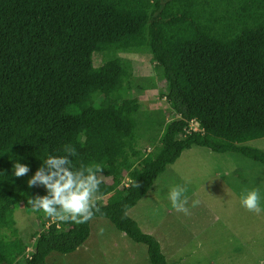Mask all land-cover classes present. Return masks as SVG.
Instances as JSON below:
<instances>
[{
  "label": "trees",
  "instance_id": "trees-1",
  "mask_svg": "<svg viewBox=\"0 0 264 264\" xmlns=\"http://www.w3.org/2000/svg\"><path fill=\"white\" fill-rule=\"evenodd\" d=\"M140 49L150 52L160 94L177 116L153 150L139 147L142 102L134 93L152 87L135 84L119 55ZM96 53L104 57L98 66ZM194 119L203 131L187 133ZM262 137L264 0H0V264H46L54 251L74 252L96 217L147 245L152 264H169L128 211L193 146L264 166V149L247 144ZM68 145L74 169L100 164V178H112L101 179L98 195L107 201L82 224L45 216L27 253L15 212L34 211L28 200L47 190L28 180ZM17 161L27 175H14Z\"/></svg>",
  "mask_w": 264,
  "mask_h": 264
},
{
  "label": "rangeland",
  "instance_id": "rangeland-1",
  "mask_svg": "<svg viewBox=\"0 0 264 264\" xmlns=\"http://www.w3.org/2000/svg\"><path fill=\"white\" fill-rule=\"evenodd\" d=\"M130 62L135 84L146 85L139 95L142 107L136 114L139 147L153 150L164 125L177 117L161 96L162 77L150 52L140 49L120 52ZM95 64L103 62L95 54ZM155 139V141H153ZM153 142H155L153 144ZM247 144L264 149V137ZM105 182L111 177L101 175ZM128 178H125V182ZM186 184L190 214L175 212L167 198L176 185ZM259 190L264 208V166L238 153H218L193 146L155 180L153 188L128 214L144 232L153 234L169 264H260L264 260V213L247 211L240 204L245 190ZM105 203L107 196L100 197ZM193 201H199L193 207ZM19 236L33 251L32 234L42 231V212H27L23 205L15 212ZM49 223H47L48 225ZM47 227V226H46ZM13 235L11 231H4ZM46 264H152L147 245L130 239L108 218L91 221L89 238L74 252H52Z\"/></svg>",
  "mask_w": 264,
  "mask_h": 264
},
{
  "label": "clouds",
  "instance_id": "clouds-1",
  "mask_svg": "<svg viewBox=\"0 0 264 264\" xmlns=\"http://www.w3.org/2000/svg\"><path fill=\"white\" fill-rule=\"evenodd\" d=\"M63 151L65 155L49 156L43 160V164L28 180L29 187L39 184L47 190L46 195L31 198L28 203L34 211L42 212L53 222L86 223L94 217L96 211H99L97 202L102 180L98 174L102 173L104 168L100 164H81L78 169H74L70 158L77 154L75 148L68 145ZM13 169L16 177H23L30 170L27 164L19 161L14 163ZM131 183L136 188L140 187L138 182ZM187 183L188 181L185 185L171 187L167 195L172 210L185 215L190 214L187 206ZM198 203L199 201H193V207ZM240 204L249 212L257 215L264 213L257 189L242 192ZM260 264H264V260H261Z\"/></svg>",
  "mask_w": 264,
  "mask_h": 264
},
{
  "label": "built area",
  "instance_id": "built-area-1",
  "mask_svg": "<svg viewBox=\"0 0 264 264\" xmlns=\"http://www.w3.org/2000/svg\"><path fill=\"white\" fill-rule=\"evenodd\" d=\"M185 130L187 133H192L203 131V128L200 126L199 122L194 119L189 122V125L185 128Z\"/></svg>",
  "mask_w": 264,
  "mask_h": 264
},
{
  "label": "crops",
  "instance_id": "crops-1",
  "mask_svg": "<svg viewBox=\"0 0 264 264\" xmlns=\"http://www.w3.org/2000/svg\"><path fill=\"white\" fill-rule=\"evenodd\" d=\"M169 263V262H168Z\"/></svg>",
  "mask_w": 264,
  "mask_h": 264
}]
</instances>
